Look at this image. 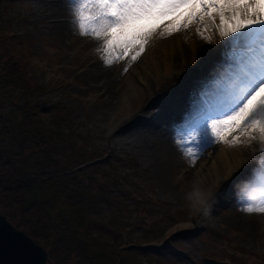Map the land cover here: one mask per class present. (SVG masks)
<instances>
[{"label": "rangeland", "instance_id": "374dc122", "mask_svg": "<svg viewBox=\"0 0 264 264\" xmlns=\"http://www.w3.org/2000/svg\"><path fill=\"white\" fill-rule=\"evenodd\" d=\"M1 1L4 2L1 4L4 9L1 8L0 12L6 16L5 23L13 34V36L9 34V38L12 36V39L16 40L17 44L14 43V46L19 50L14 63H21L42 87L38 94L39 106L43 109L41 113L49 119L52 117L49 107H66L70 111V124L76 130L77 141H85L89 145V152L93 151L91 159L103 157L105 162L114 161L116 171L127 175L126 181L133 188L131 194L141 196L143 204L138 205L143 209L141 212L148 217V221L139 225L132 222L136 228L125 234L133 238L132 241L141 244L143 233L150 231V235L157 236L152 238L158 244L138 246L136 256L139 261L137 262L145 261L143 264H149L153 254L160 264H206L207 258L228 261L230 264H264V238L250 234L252 237L243 236L237 217L240 213L250 216L251 214L242 210L245 203L259 202V197L264 196V192L251 181L247 185L237 184L238 186L233 182L231 186L236 185L234 186L236 189L231 188L233 190L231 195L228 191H223L224 186L222 188L217 186L220 179L227 186L226 183L232 182L234 175L238 174L245 164L247 170L255 166L248 162L249 151L243 157L242 163L236 161L228 166L220 165V160L223 159L222 152H225L223 149L227 145H236L232 140L240 135L238 131L228 133L225 140L220 139L210 146H204L206 154L200 155L196 161L197 166L193 168L198 170L192 174L188 182L170 177L172 181L168 180L167 184L162 181L163 173L154 169L153 165L142 156V152L137 150V146L121 142L123 136L129 134L131 122H137L135 132L138 136L136 138L138 144L140 141L152 140L156 137L153 129L158 126L172 127L175 120L180 121L175 123L178 125L184 124L183 121L186 124L189 120L198 118L207 112V103H205L207 99L224 97L221 92L215 97L217 91L215 93L211 91L220 81L219 77L212 75L213 66L208 69L207 74L195 72L198 68H204L211 56L214 58V54L220 48L244 50L232 46L235 43L233 37L222 36L221 31H209L210 28L207 27L210 23L218 24L220 27L219 17L217 16L215 20L205 17L202 22H195L172 35H167L166 32L162 35L161 33L164 32L162 27L153 35L143 54L135 61L131 59L134 52L123 54L117 49L111 58L121 56L115 61H120V65L123 66L114 73L117 76L115 80L123 88L122 91L110 94L106 79L98 69L101 55L107 53L104 48V38L98 40L92 36H82L78 34V29H71L74 38L83 41L82 45L75 48L62 46V41H58L48 27L51 18L46 8L41 10L37 8L36 2L39 0ZM45 1H49L54 6L59 5L60 1L62 4H68L67 0ZM66 15L72 18L71 12H66ZM70 24L72 26V23ZM198 30L205 33L203 40L206 49L203 52L198 50L195 36V34L199 36ZM10 41L6 42L9 46L7 48L13 53V45ZM84 41L88 43L87 46ZM241 54L242 52L238 57ZM223 58L217 57L212 61L216 64L222 59L221 64L224 65L226 60ZM237 61H239L237 58L232 60L234 64L231 68L236 67ZM209 64L214 63L209 62ZM89 73L94 79L91 83L86 79ZM189 74H192V77H199V81L195 79L190 85L193 86L188 88L189 94L186 98L191 96V91H195L196 96L192 101L184 100V96L181 100L174 101L176 95L172 93L170 100H173V103L183 101L189 104L180 108L184 114L177 110L179 106L174 109L175 111L169 110L160 100V97L163 98L164 88L170 86L167 83L178 84L185 78H190ZM146 75H150V78ZM223 76H227L228 79V71H225ZM187 84H184L186 90ZM115 86L118 85H113ZM135 87L138 90H135ZM205 95H211L212 98H205ZM108 97L111 99L104 104ZM49 103L52 105L48 106ZM210 106L216 108L212 103ZM107 107L110 109L108 110ZM172 121L174 122L171 124ZM5 162H0V171H9L15 167L13 164L6 166ZM233 168L235 172L230 174ZM181 172L182 170L178 172L180 176ZM207 172L210 180L204 182ZM248 177L250 175L245 176L243 180ZM235 180L239 181L240 178L236 176ZM1 191L2 188H0V212L6 215L13 225L34 238L27 229L32 226L31 223L22 221L14 213V209L10 210L11 217L5 213L9 211L7 207L9 198ZM258 193L263 194L257 196ZM238 195L242 197L239 198ZM121 200L122 198L118 199ZM115 213L108 210L103 215L105 219H109ZM126 215L137 218L139 213L136 215L135 210L129 209ZM257 215L260 218L255 227L259 230L261 227L263 229L261 231H264V214L257 213ZM244 225L246 227V224ZM164 230L165 233H157ZM106 231H112L109 236L115 237V230L112 227L110 230L105 229L104 234ZM34 240L39 243L35 238ZM39 244L47 250L42 243ZM55 250L60 254L66 252L62 247H56ZM49 261L51 264L56 263L50 258Z\"/></svg>", "mask_w": 264, "mask_h": 264}, {"label": "trees", "instance_id": "16d2710c", "mask_svg": "<svg viewBox=\"0 0 264 264\" xmlns=\"http://www.w3.org/2000/svg\"><path fill=\"white\" fill-rule=\"evenodd\" d=\"M1 4L0 0V10ZM5 18L0 12V162L15 166L0 171L1 192L9 198L5 213L11 217L14 209L22 221L32 224L27 229L55 264H143L137 262V248L157 245L155 235L143 233L139 244L125 234L136 228L132 222L148 221L138 205L143 204L141 196L131 194L127 175L116 171L114 161L91 159L93 151L85 141H77L66 107H49V119L41 113L42 87L21 63H14L19 50ZM9 41L13 53L7 48ZM129 209L139 216L126 215ZM108 210L116 213L105 219ZM111 227L115 237L109 236L112 231L104 234ZM56 247L66 252L60 254ZM149 262L160 264L153 254Z\"/></svg>", "mask_w": 264, "mask_h": 264}, {"label": "snow or ice", "instance_id": "6c2138e0", "mask_svg": "<svg viewBox=\"0 0 264 264\" xmlns=\"http://www.w3.org/2000/svg\"><path fill=\"white\" fill-rule=\"evenodd\" d=\"M67 3L79 35L104 38V48L110 54L117 49L123 54L134 52L133 61L143 54L162 27V35L165 32L172 35L205 17L215 20L218 16L221 35L243 41L245 51L230 73V91L216 108L185 124L177 134V145L186 156L193 157L194 163L197 154L187 147L189 137L203 155L205 145L238 131L249 139L237 136L232 143L258 141L264 151V0H67ZM119 58L117 55L105 63L112 64ZM251 183L264 190V167L255 172ZM242 210L264 214V199L245 203Z\"/></svg>", "mask_w": 264, "mask_h": 264}, {"label": "bare ground", "instance_id": "6f19581e", "mask_svg": "<svg viewBox=\"0 0 264 264\" xmlns=\"http://www.w3.org/2000/svg\"><path fill=\"white\" fill-rule=\"evenodd\" d=\"M36 5H37V8L39 10H41L44 7L46 8L47 13L49 15V18H51V21L49 20V22H48V27H49L50 31H52V34L55 36V38L58 41H62V46L67 45V46H70L72 48H75V47L82 45L83 41L78 40L76 37L74 38V36L72 35L73 34L72 30L73 29L76 30L77 28L74 27L73 23L71 22L72 18H70V17L68 18L66 15V12H70L68 4H66V5L62 4V2L60 1L59 5L54 6L49 1L46 2L45 0H39L36 2ZM70 23H72V26ZM207 28H210L209 31H212V30L213 31H215V30L220 31V27L218 24L213 25L210 23ZM198 34H199V36L197 34H195V36L197 38V43H198V50L203 52L206 49L205 48L206 45H205V42L203 40V36L205 35V33L198 30ZM84 42L87 46L88 43L86 41H84ZM104 42H105V40H104ZM227 43H228V41H227ZM232 46H239V47H242L244 50H238V49L234 50L232 48H227V49L220 48V50L218 52H216V53L214 52L215 53L214 58H213V56H211L209 61L204 65V68H198L195 70L196 73L207 74L208 69H211V66H213L212 68L214 69V72L212 75L219 77V80H220L219 83H217L214 86L215 87L214 90H211L212 93H215L217 91V94L215 95V97L220 92H221V95L224 96L228 91H230V88H231V75H230V73L235 70V68H231L234 64L232 62V60H234L235 58H237V60H239V58L244 54L245 47H246L243 41H241V42L235 41V43L232 44ZM65 48L69 49L68 47H65ZM241 52H242L241 56L238 57V55ZM113 54L114 53L110 54L108 52L106 54H102L100 57V65L98 66V69L100 70L103 78L106 79V82H107L108 87L110 89V94L118 92V91H122V88H123L121 86V84L119 85V83L115 80V78L117 76H116V73H114V71H119L118 69H120V66H123V65H120L121 62L115 61L112 64L105 63V60L111 58L113 56ZM217 57H224L223 59L226 60L224 62V65L221 64V62H223L222 59H219L216 64H215V61L214 62L212 61V59L215 60V59H217ZM209 62H212L214 64H209ZM238 62L239 61H237L235 64H238ZM225 71H228V79H227V76L226 77L223 76ZM146 76L148 78H150V75H146ZM188 76H191V77L185 78L184 80H182L181 83H178V84L167 83L170 85L167 88L164 85L165 88H164L163 95H162L163 98L160 97V100L163 102L164 106L168 107L169 110L173 109V111H175L174 109L179 106V109H177V110L181 111L180 108L185 107L189 104V103H186L183 101L173 103V100H170V96L172 93H174L176 95L174 101L181 100L183 98V96L185 98L184 100L189 99V101H192V99H194V97L196 96L195 95L196 93H194L195 91H191L192 92L191 96L189 98H186L187 94H189L188 88H191L193 86V85L192 86H190V85L193 84L195 79H196V81H199V77H196V76L192 77V74H189ZM86 79L90 83L94 80L93 76L90 75V73L87 75ZM223 80H226V81L224 82ZM185 83L186 84L188 83L187 87H186L188 91L184 88ZM113 85H118V86L113 87ZM135 90H138V88L135 87ZM142 91L144 92V89ZM197 91L199 93H201L198 90V88H197ZM204 97L205 98H212L211 95H205ZM110 99H111V97H108L104 101L105 102L104 104H106V102H108ZM126 99H127V97H126ZM128 99H130V98H128ZM222 99L223 98H221V97L219 99L218 98L207 99L205 101V103H207L206 104L207 112H210L212 109H214L210 106L211 103L215 107H217L220 104ZM212 100H214V101H212ZM107 109L109 110L110 108L107 107ZM113 114H114V112H113ZM217 119L222 120L223 117H217ZM173 122L174 121H172L171 124ZM136 123H137L136 121L131 122L130 128L128 129L129 134L126 132L127 134L123 136V138L121 140L122 144H132V145L137 146V150L142 152L141 153L142 156L145 157L150 162V164L153 165L154 169L156 168L158 171L163 173L162 174V181L164 184H167L168 180L172 181L170 179V177H172V178L174 177V180L180 179L182 181L186 180L188 182V180H190V178L192 177V174H194V172L196 170H198V169L193 168V167L197 166L196 161L200 157V154H199L200 150L197 149L195 147V145H193L191 143V137H189L187 147L191 152L197 154L196 158H195V162L193 163L192 162L193 157L192 156H186L178 147L177 142H176L177 141V134L179 131H181L184 128L183 126L185 124V121H183L184 124L175 125V123L176 124L180 123V121L175 120L174 124H172V127L171 126L163 127L162 125H161V127L158 126V127L153 129V131H154L153 134L156 137H153L152 140L146 139V140L140 141V142H138V144H136V138H138V136L136 135V132H135L137 129ZM168 130H170V131H168ZM209 132H211L210 127H209ZM226 136H224L222 138V140H225ZM238 136H240V135H238ZM214 138L215 137H213V139ZM240 139L247 141L249 138L247 136H240ZM223 151H225V152H222L223 159L220 160L221 161L220 165L224 166L225 164H227V166H228L229 164H232L236 161H238V163H242L243 157L248 154V151H249V156H250L248 162L252 163V166L255 165L253 168L251 167L250 170L248 169L249 170V172H248L247 165L245 164L243 166V168L241 169V170H243L242 171L243 173L241 172V170L238 171V174L234 175L232 182L226 183L227 186H225V184H223L222 179H220L219 183H217V186H219V188L220 187L222 188L224 186L223 191H228V194L231 195L233 193V190L231 189L232 187H234V186L236 187L237 184L238 185L239 184L247 185V183L252 180V177L254 176L255 172L258 169H260L261 167H264V151L261 150L260 144L258 141H252L251 143H242V144H236V145H227L223 149ZM197 163H199V162H197ZM257 165H259L258 169H257ZM238 167H236V168H238ZM234 169L235 168H233L230 171V174H233L235 172ZM180 170H182L181 176H180V173H178ZM176 173H177V175H176ZM249 175H250V177H248L246 180L245 179L243 180V178L245 176H249ZM236 176L240 178L239 181L235 180ZM209 180H210V175L207 172V176L204 179V182L209 181ZM241 180H243V181L241 182ZM233 182L236 185L231 186L233 184ZM235 187H234V189H236ZM260 190L262 192H264V190H262L261 188H260ZM262 194L263 193H258L257 196H260ZM236 197L237 196H235V198ZM238 197L241 198L242 196L238 195ZM259 199L260 200L264 199V196H260ZM235 212L236 211H234V213ZM232 215H237V214H232ZM237 217L239 219L238 220L239 227H241L243 236L256 235L257 237H263L264 238V231H261L262 228L260 227V230H259L255 227V225L257 224V221L260 218V216L257 215V213H252L250 216L243 214V213H240L237 215ZM241 222L243 223L242 225L240 224ZM244 224H246V227ZM250 237H252V236H250ZM254 245L256 246V243H254ZM255 248H257V246ZM207 259H213V258H207ZM213 260H215V259H213ZM219 262H222V261H219Z\"/></svg>", "mask_w": 264, "mask_h": 264}, {"label": "water", "instance_id": "95a60500", "mask_svg": "<svg viewBox=\"0 0 264 264\" xmlns=\"http://www.w3.org/2000/svg\"><path fill=\"white\" fill-rule=\"evenodd\" d=\"M206 264H229L207 259ZM0 264H51L48 251L0 212Z\"/></svg>", "mask_w": 264, "mask_h": 264}]
</instances>
